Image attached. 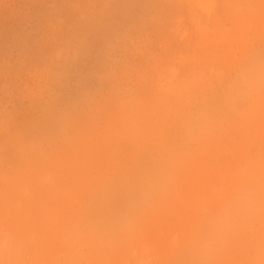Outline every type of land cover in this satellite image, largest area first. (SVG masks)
Here are the masks:
<instances>
[{"label":"clouds","instance_id":"9594fccd","mask_svg":"<svg viewBox=\"0 0 264 264\" xmlns=\"http://www.w3.org/2000/svg\"><path fill=\"white\" fill-rule=\"evenodd\" d=\"M90 12L156 17L167 46L64 96L74 57L49 52L46 95L0 92V264H264V0Z\"/></svg>","mask_w":264,"mask_h":264},{"label":"rangeland","instance_id":"374dc122","mask_svg":"<svg viewBox=\"0 0 264 264\" xmlns=\"http://www.w3.org/2000/svg\"><path fill=\"white\" fill-rule=\"evenodd\" d=\"M93 2L19 0L0 21V92L6 104L11 102L10 108L20 107L21 90L46 95L44 88L49 77L45 69L57 62L55 56L47 55L49 52L58 53L61 58L66 52L74 57L71 83L66 82L63 89L56 88L64 96L77 80L88 81L114 68L137 63L146 50L167 46L156 17H96L90 12ZM123 2L135 12L145 0ZM42 8L52 15L50 24L42 22Z\"/></svg>","mask_w":264,"mask_h":264}]
</instances>
